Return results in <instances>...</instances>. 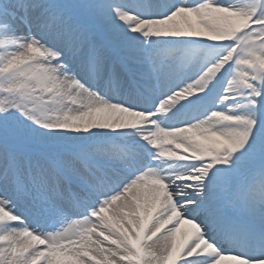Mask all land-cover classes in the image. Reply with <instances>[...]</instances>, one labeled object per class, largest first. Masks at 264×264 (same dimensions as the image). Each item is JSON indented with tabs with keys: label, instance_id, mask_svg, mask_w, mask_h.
Here are the masks:
<instances>
[{
	"label": "snow or ice",
	"instance_id": "6c2138e0",
	"mask_svg": "<svg viewBox=\"0 0 264 264\" xmlns=\"http://www.w3.org/2000/svg\"><path fill=\"white\" fill-rule=\"evenodd\" d=\"M0 264H264V0H0Z\"/></svg>",
	"mask_w": 264,
	"mask_h": 264
}]
</instances>
